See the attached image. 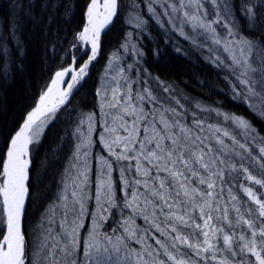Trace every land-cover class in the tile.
Masks as SVG:
<instances>
[{
    "label": "snow or ice",
    "instance_id": "obj_1",
    "mask_svg": "<svg viewBox=\"0 0 264 264\" xmlns=\"http://www.w3.org/2000/svg\"><path fill=\"white\" fill-rule=\"evenodd\" d=\"M141 5L158 22L160 16L168 17L194 47L204 48L209 41L219 46H209L208 59L230 71L232 99L245 103L264 122V0H88L86 25L75 34L79 55L87 59L77 65L73 52L67 65L62 62L41 87L36 106L3 147L0 264H264V200L260 198L264 196V135L246 117L218 108L194 106L219 117L210 123L175 97H158L147 87L134 95L127 81L125 92L114 88L110 100L101 97L102 108L118 109L110 125L105 120L102 130L96 131L94 114H88L70 129L77 141L75 159L82 161L83 170L73 164L77 172L71 175V208L68 183L58 196L65 210L60 230L41 223L30 236L25 229L30 145L39 143L41 129L68 103L74 86L87 75L99 52L101 32L118 10L128 11V23L146 24ZM37 6L41 10L63 8L68 16L73 4L70 0L39 4L38 0H11L13 12L7 19L0 17V55L4 58L10 54L8 39L20 52L18 33L26 21L35 23ZM217 26L225 30L223 36ZM221 51L228 55L215 54ZM5 69L0 64V72ZM153 79L159 81V77ZM171 99L175 106L168 103ZM41 115H47V120L33 131ZM85 123L86 131H82ZM97 143L106 155L98 158L99 182L90 192V182L95 180L88 158ZM253 166L255 175L250 171ZM241 179L259 186L260 196L252 186L239 184ZM234 186L255 207L242 208L245 202L234 194Z\"/></svg>",
    "mask_w": 264,
    "mask_h": 264
},
{
    "label": "trees",
    "instance_id": "obj_2",
    "mask_svg": "<svg viewBox=\"0 0 264 264\" xmlns=\"http://www.w3.org/2000/svg\"><path fill=\"white\" fill-rule=\"evenodd\" d=\"M48 2L49 0H38V4ZM70 2L73 7L68 16H65L63 8L41 10L37 6L34 10L35 23L26 21L18 33L20 52H17L16 43L8 39L10 54L7 58L0 55V64L6 66L5 71L0 72V159L8 137L20 128L26 113L36 106L41 87L62 66V62L65 65L69 63L75 52L77 46L73 48V45L78 42L75 34L86 25L84 10L88 0ZM156 7L157 11L161 10L158 5ZM205 7L211 12L210 5L205 4ZM12 12L11 0H0V17L7 19ZM141 16L146 21L143 27L138 26L135 20L128 23L130 17L126 9L118 10L113 25L103 35L101 49L89 66L87 75L73 91L70 101L61 106L54 118L41 129L43 134L39 143L31 145L32 164L28 182L30 197L24 219L25 229L30 236L33 229H38L41 223L45 227L60 230L65 210L64 201L58 199V196L64 190V183L69 184L68 190L72 187L68 176L75 168L73 163L76 160L74 145L77 141L70 136L72 125L77 120L85 119L88 114H94L95 130L101 131V97L107 94L111 99L114 88H119L121 93L125 92L126 81L130 83L134 95L142 93L147 87L158 97H175L186 109L194 110L198 117H207L210 123H215L219 117L214 113L200 112L194 107L196 104L246 117L264 135V122L257 119L245 103L232 99V88L228 80H233V77L228 69L210 62L208 42L204 48L194 47L168 22V17L160 16L158 22L144 10V5H141ZM237 17L243 27V18L239 13ZM185 28L189 31V27ZM82 60L84 58L78 62L81 63ZM153 77H159L163 85ZM165 86H170L167 93L163 91ZM107 99L110 100L108 97ZM175 99L168 103L175 106ZM68 104L71 105L70 108ZM65 108L68 110L65 111ZM111 111L116 113L118 109L113 108ZM46 120L47 118L43 123ZM40 124L39 122L37 127ZM86 127V123L81 125V130L86 131ZM93 140H96L95 132ZM90 150L89 165L93 169L94 179L99 165L97 159L106 155V151L99 143ZM74 164L79 165L80 169L83 167L80 160H76ZM250 171L254 175L257 173L254 166L250 167ZM115 177L114 172L113 178ZM91 184V190L94 191L96 182ZM239 184L252 186L260 196L259 186L250 185V182L243 179ZM233 192L245 202L242 208L255 207L241 189L234 186ZM260 198L264 200V196ZM109 223H112L111 219ZM137 223L142 221L137 220Z\"/></svg>",
    "mask_w": 264,
    "mask_h": 264
},
{
    "label": "rangeland",
    "instance_id": "obj_3",
    "mask_svg": "<svg viewBox=\"0 0 264 264\" xmlns=\"http://www.w3.org/2000/svg\"><path fill=\"white\" fill-rule=\"evenodd\" d=\"M169 2L171 3V2H175V0H169ZM160 11V10H159ZM209 18H210V16H209ZM179 20H183V16H182V14H180L179 15ZM113 25V24H112ZM185 27H189L188 25H185ZM217 28H219L218 26H217ZM218 30V33L221 35V36H223V34H224V32H225V30L224 29H217ZM107 32V31H106ZM185 32L187 33L188 32V30L185 28ZM203 38V37H202ZM233 39H235V38H233ZM209 43V45L208 46H210L212 49H217L219 46H217V45H214V44H211L210 43V41L208 42ZM89 47H90V45H89ZM100 49L101 48H99V51H100ZM222 52V51H221ZM221 52H217V53H215V54H219V55H221V57L223 58V57H225V56H227L228 54L227 53H221ZM75 53L77 54V65H79L80 63L78 62L81 58H84V59H87V57H81L80 55H79V53H80V48H79V42H77V47L75 48ZM98 54H99V52H98ZM79 55V56H78ZM98 56V55H97ZM97 58V57H96ZM85 78V76L83 77V79ZM83 79L82 80H80L75 86H74V89H73V91L79 86V84L83 81ZM72 95H73V92H72ZM72 95H71V97H72ZM104 96V98H105V96H107L109 99H110V96H108L107 94H105V95H103ZM107 97L105 98L106 100H108L107 99ZM71 99V98H70ZM70 99H69V101H70ZM61 107V106H60ZM59 107V108H60ZM58 108V109H59ZM111 109H113V108H108V107H101V111L102 112H100V114L102 115V120H103V123H102V128L105 126V124H104V121L105 120H107L108 121V123H109V125L111 124V121H112V119H113V116H112V111H111ZM105 113H107L108 115H105ZM45 118H47V116L45 117ZM45 118L44 119H42L41 121H40V123L42 124L43 123V121L45 120ZM126 119H128V120H131V118H127V117H125ZM117 123H119V122H117ZM39 124V123H38ZM37 124V125H38ZM40 124V125H41ZM37 125L34 127V129H33V131H35V129L37 128ZM102 130V129H101ZM121 134H123V133H121ZM105 135H107L106 133H105ZM35 142V141H34ZM33 142V143H34ZM91 151V150H90ZM89 158H91V156H89ZM88 158V159H89ZM76 162V160L74 161V163ZM73 163V164H74ZM80 163H81V165L83 166V164H82V161H80ZM89 164H90V159H89ZM97 164H99V159H97ZM90 167H91V165H89ZM100 169V164L98 165V167L96 168V172H95V178H94V180H96L95 182H96V186L98 185V182H99V169ZM81 171L83 170V167H82V169H80ZM77 172V168L75 167L72 171H70L69 172V176H68V179H71V175L72 174H75ZM91 182H90V185H89V191H92L91 190ZM71 189H72V187H70V189L68 190V194H69V196H70V191H71ZM71 199V197L69 198V200ZM69 203V202H68ZM70 203H71V200H70ZM89 204H90V201L88 202ZM69 208H71V206H69Z\"/></svg>",
    "mask_w": 264,
    "mask_h": 264
},
{
    "label": "water",
    "instance_id": "obj_4",
    "mask_svg": "<svg viewBox=\"0 0 264 264\" xmlns=\"http://www.w3.org/2000/svg\"><path fill=\"white\" fill-rule=\"evenodd\" d=\"M114 20H115V18L113 19V21L111 22V24L106 28V29H104V31H103V34H102V36H101V41H100V46H101V42H102V39H103V35H104V33L111 27V25L113 24V22H114ZM100 46H99V48H100ZM45 116H47V115H41L38 119H37V121H39L40 119H42L43 117H45ZM25 120V119H24ZM36 121V122H37ZM24 122V121H23ZM21 126H22V124H21ZM20 126V127H21ZM31 146V145H30ZM30 158H31V155H30ZM31 164H32V161H31ZM30 169H31V166H30V168H29V171H30ZM29 177H30V175H29ZM29 182V181H28ZM29 197H30V190H29ZM28 201H29V199H28ZM28 201L26 202V206H25V211H26V209H27V204H28Z\"/></svg>",
    "mask_w": 264,
    "mask_h": 264
},
{
    "label": "bare ground",
    "instance_id": "obj_5",
    "mask_svg": "<svg viewBox=\"0 0 264 264\" xmlns=\"http://www.w3.org/2000/svg\"><path fill=\"white\" fill-rule=\"evenodd\" d=\"M103 2V0H101V3ZM111 24V23H110ZM109 24V25H110ZM108 25V26H109ZM107 26V27H108ZM107 27H105L104 29H106ZM104 29L102 30V32H101V36H102V34H103V31H104ZM100 41H101V38H100ZM61 90H63V88H61ZM55 100H58V96L56 95V92H55V90H54V92H53V101H55ZM50 106V105H49ZM40 121V120H39ZM39 121H37L34 125H33V129H34V127L39 123Z\"/></svg>",
    "mask_w": 264,
    "mask_h": 264
}]
</instances>
